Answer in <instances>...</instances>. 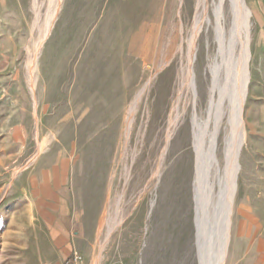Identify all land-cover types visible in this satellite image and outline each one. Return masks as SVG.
<instances>
[{
    "label": "rangeland",
    "instance_id": "1",
    "mask_svg": "<svg viewBox=\"0 0 264 264\" xmlns=\"http://www.w3.org/2000/svg\"><path fill=\"white\" fill-rule=\"evenodd\" d=\"M194 3L0 0V264H61L65 240L78 254L94 243L91 264H198L191 117L216 44L204 21L191 92L180 45ZM244 3L246 138L225 264H264V0ZM170 112L152 177L144 137Z\"/></svg>",
    "mask_w": 264,
    "mask_h": 264
},
{
    "label": "bare ground",
    "instance_id": "2",
    "mask_svg": "<svg viewBox=\"0 0 264 264\" xmlns=\"http://www.w3.org/2000/svg\"><path fill=\"white\" fill-rule=\"evenodd\" d=\"M226 1L229 5L225 10ZM194 6L193 24L180 45L184 53L185 85L191 92L196 89L194 61L198 56V33L204 21L209 24L216 44L214 60L208 65L207 88L193 95L194 105L199 106L198 110L194 107L191 117L196 259L198 264H225L233 234L232 218L241 169L239 155L246 138L243 107L249 82V11L244 0H195ZM159 117L157 133L152 125L144 137V142L150 144L149 152L157 157L152 177L161 170L178 122V116L170 112L162 129L164 115ZM222 133L224 164L217 155ZM182 174L185 190V171Z\"/></svg>",
    "mask_w": 264,
    "mask_h": 264
},
{
    "label": "crops",
    "instance_id": "3",
    "mask_svg": "<svg viewBox=\"0 0 264 264\" xmlns=\"http://www.w3.org/2000/svg\"><path fill=\"white\" fill-rule=\"evenodd\" d=\"M77 244H78L77 246L81 250V251L79 250L78 252L82 255V257L84 258V260L87 264H91L90 263V257L94 251L95 244L91 243V242H89L88 244L85 242V245H81L80 243H77ZM60 245L61 246H59L58 248H61L60 249L61 253H67L68 255L71 253V251H69V244H68L67 240L62 241V243Z\"/></svg>",
    "mask_w": 264,
    "mask_h": 264
},
{
    "label": "built area",
    "instance_id": "4",
    "mask_svg": "<svg viewBox=\"0 0 264 264\" xmlns=\"http://www.w3.org/2000/svg\"><path fill=\"white\" fill-rule=\"evenodd\" d=\"M61 264H86L83 257L78 254L76 251H72Z\"/></svg>",
    "mask_w": 264,
    "mask_h": 264
}]
</instances>
